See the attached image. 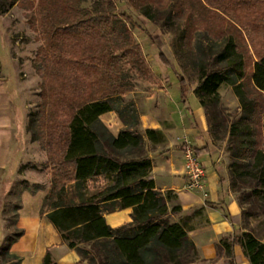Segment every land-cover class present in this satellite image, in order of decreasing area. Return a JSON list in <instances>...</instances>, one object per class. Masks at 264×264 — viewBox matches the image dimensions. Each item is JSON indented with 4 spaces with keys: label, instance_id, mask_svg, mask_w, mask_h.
Segmentation results:
<instances>
[{
    "label": "trees",
    "instance_id": "1",
    "mask_svg": "<svg viewBox=\"0 0 264 264\" xmlns=\"http://www.w3.org/2000/svg\"><path fill=\"white\" fill-rule=\"evenodd\" d=\"M0 1V15L19 2ZM81 1H68L65 12L60 15L65 28L62 30L71 34L76 44L75 50L71 51L75 60L68 63L75 65L79 72L72 75L73 78L65 79L62 82L65 85L61 83L57 86V92L52 90L54 102L48 100L45 91H41L39 111L28 114L27 130L31 139L45 140L46 163L56 167L63 183L55 191L56 182L52 180L40 213L46 214L68 247L84 254L91 264H193L204 260L187 237L185 225L170 219L181 211L177 195L172 190L161 192L156 189L150 175L151 161L144 150L143 133L149 140L155 141L156 131L145 129L142 133L133 103H121L123 93L130 90L120 77L122 68L131 64L140 75L153 77L139 44L132 38L131 21L126 14L118 15L114 11L113 0H97L93 9H80L78 5ZM128 1L152 22L164 19L171 23L172 18L182 20L174 47L176 54L192 45L191 18H179L181 0ZM257 1L264 0L249 2ZM62 30L55 27L45 29L47 46L54 47L59 43L55 38ZM216 38L219 40L215 41H220L217 48L212 50L207 47L205 58L198 66L194 95L213 128L218 87L222 83L232 85L240 106L239 115L227 127L232 186H235L236 177L247 181V190L236 189L240 204L256 203L264 215V54L258 55L248 69L251 83V89H248L245 57L237 47L235 34L221 32ZM160 58L173 67L162 52ZM76 79L85 85L78 94L72 87ZM66 86L68 89L72 87L73 91ZM47 87L49 90V85ZM179 87L184 97L186 88L182 78ZM63 103L71 108L63 132H58L56 136L42 134L38 127L40 112L51 104L58 106ZM109 111L116 112L124 126L116 136L99 119L100 115ZM96 177L105 181L103 189L89 193L87 182ZM66 183H71L79 191V202L65 200ZM51 197L53 201L45 205ZM107 204L116 206L104 208ZM45 206L47 208L43 210ZM117 207H130L131 220L111 227L103 214ZM21 235L22 230L15 229L6 238L0 251L4 264L20 263L17 256L9 253V248ZM235 245L241 247L250 264H264V243L250 231L221 237L216 244L217 254L224 251L230 257ZM228 263L232 264L231 257ZM41 264L57 262L47 250Z\"/></svg>",
    "mask_w": 264,
    "mask_h": 264
},
{
    "label": "rangeland",
    "instance_id": "2",
    "mask_svg": "<svg viewBox=\"0 0 264 264\" xmlns=\"http://www.w3.org/2000/svg\"><path fill=\"white\" fill-rule=\"evenodd\" d=\"M68 1L70 0H19L6 13L0 15L1 74L6 80L9 91L16 84L14 81L15 69L10 60L11 51L15 56L22 78L30 81V92L27 100L29 102L28 114L29 112L39 111L40 103L42 102L41 91L43 93L45 91L48 100L54 102L55 94L52 90L54 89L57 92V86H60L65 79L73 78L72 75L79 72L75 68V65L72 66V64L68 63V61L75 60L71 51L75 50L76 44H74L71 34H66V31L62 30L65 28L60 21V15L62 12H65ZM249 1L181 0L179 18L183 20L191 18L192 33L190 35V43L192 45L185 48L184 52L176 54L174 47L183 25L182 20L172 18L173 22L171 23L165 22L164 19L159 20V22H152L141 14L139 10L132 7L128 0H113L114 11L118 15L126 14L129 17L131 21L129 28L132 38L139 44L141 54L145 57L150 72L153 73L152 78L140 75L136 67L131 64H127L126 67L120 70V77H122L123 83L130 87V90L121 96L122 105L123 102L133 103L138 120L142 114L151 112L156 120L163 123L167 122L169 115H174L178 119L183 117L184 113L182 111L183 108L185 109V105H189V112L190 110H194L195 105L199 103L194 95L198 66L205 58L204 54L207 47L212 50L217 48L220 41L215 40H219L216 36L221 32L235 34L237 47L245 57V83L247 88L251 89L248 69L252 67V63L257 59L258 55L264 54V1H257L255 3H250ZM96 3L97 0H83L79 3L78 7L80 9H93ZM6 23L10 25L8 30V37L12 40L11 44L9 43L11 45L10 50L4 38ZM49 27L62 30L59 32L60 36L55 38L59 43L57 42L58 44L54 47L47 46L45 41V29H49ZM205 32L209 35H206ZM161 52L173 67L166 65L162 61L160 58ZM180 78L184 80L187 90L186 103L184 105L181 104L178 94ZM62 85L65 84L62 83ZM84 86L83 82L79 79H76V83L72 84V87L77 90L75 94H78V91H82ZM72 87L68 89L66 86L65 88L73 91ZM217 92L216 120L213 121V128L210 127L204 112L207 133L210 136L211 148L216 154L217 161L220 164L226 163L229 189L240 204L239 192L236 189L247 190L248 182L236 177L234 179L235 186H232L233 182L230 177L229 168L231 162L229 152L230 142L227 132V127L231 120L239 115L240 106L232 85L222 83L218 87ZM22 102L16 101V106L18 107L16 115H20L21 120L24 119L25 113ZM44 111L48 113L45 114ZM44 111L40 112L39 115L38 127L40 132L44 135L51 133L55 136L58 132H63V125L71 112V108L66 107L64 103L58 106L51 104ZM187 112L185 111L186 116L189 113ZM189 115L191 116L190 113ZM99 119L112 135L123 128L121 118L114 111L103 113ZM44 141H38L40 152L42 150L46 152L47 148L44 145ZM186 146L192 148L189 142L182 144V148ZM42 157L39 159L37 166L44 169L46 162L43 159L45 156ZM47 166H50V170H48V173L45 172L41 179L48 180V182L55 181L54 186L56 191L63 184L62 180L57 175L58 170L56 167H53L52 164H47ZM104 183L105 181L101 177L89 180L87 182L88 192L96 193L102 190ZM20 185L23 188L27 186L23 183ZM66 186L65 200L71 203L79 202V191L69 183H66ZM52 199L53 197L48 199L45 205L53 201ZM114 206L116 205L107 204L104 208L111 209ZM240 206L242 228L244 231H250L261 241V239H264V215L261 209L256 203L253 205L249 202H243ZM12 208V206L5 207L6 226L9 230L8 236L15 229H18L14 226L15 220ZM46 208L47 206L43 210ZM170 219L175 221L172 217ZM3 245L4 243L0 246V251ZM73 249L79 256L78 264H91L84 254H81L75 248ZM195 263L204 264L205 261L199 260ZM0 264H4L1 255Z\"/></svg>",
    "mask_w": 264,
    "mask_h": 264
},
{
    "label": "crops",
    "instance_id": "3",
    "mask_svg": "<svg viewBox=\"0 0 264 264\" xmlns=\"http://www.w3.org/2000/svg\"><path fill=\"white\" fill-rule=\"evenodd\" d=\"M9 26L6 23L4 38L10 50L12 40L8 37ZM10 60L15 69L16 84L9 91L0 65V246L9 231L5 207L12 206L14 226L22 230V235L10 245L9 252L19 258V264H41L47 250L57 264H77V252L62 240L46 214L40 213L52 183L41 177L48 173L50 166H47L49 163L45 164L44 169L37 166L42 156L47 161V155L43 150V153L40 152L38 141L32 140L27 130L30 81L22 78L11 51ZM178 94L184 105L187 90L183 97L179 87ZM18 100L23 101V120L16 115ZM185 111L189 112V105L183 108V117L178 119L169 115L166 123L156 120L151 112L139 118L142 133L145 129L156 131L155 141L149 140L143 133L144 150L151 161L150 175L155 187L161 192L172 190L177 195L181 211L171 217L185 225L187 237L195 245L200 258L205 260L204 264H230V257L232 264H250L239 245L233 246L230 257L224 251L217 254L216 244L221 237L244 231L241 206L229 189L226 163L220 164L212 151L204 109L197 103L194 110L189 112L191 116L188 112L186 116ZM185 142L191 144L205 168L204 183L200 189L190 190L186 187L182 148ZM21 182L27 186L23 188ZM130 213V207H117L103 215L111 227H117L131 220ZM261 241L264 243V239Z\"/></svg>",
    "mask_w": 264,
    "mask_h": 264
},
{
    "label": "built area",
    "instance_id": "4",
    "mask_svg": "<svg viewBox=\"0 0 264 264\" xmlns=\"http://www.w3.org/2000/svg\"><path fill=\"white\" fill-rule=\"evenodd\" d=\"M185 160V174L187 177L186 187L188 189H200L203 186L205 178V168L197 159L194 150L189 146L183 149Z\"/></svg>",
    "mask_w": 264,
    "mask_h": 264
}]
</instances>
